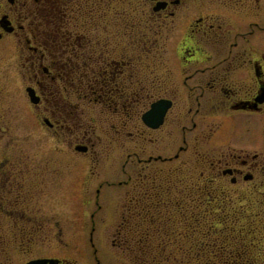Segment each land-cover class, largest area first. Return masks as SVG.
Instances as JSON below:
<instances>
[{
  "label": "flooded vegetation",
  "instance_id": "af4514ba",
  "mask_svg": "<svg viewBox=\"0 0 264 264\" xmlns=\"http://www.w3.org/2000/svg\"><path fill=\"white\" fill-rule=\"evenodd\" d=\"M88 3L94 6L86 9V3H77L72 7L70 0H0V52L4 46L12 48L10 58L0 55V121L7 113L2 109L3 99L9 88L17 84L24 88L27 97V88L33 89L37 97L34 105L46 102L48 114L42 115L43 122L49 128L61 125L62 133L67 135L81 132L69 121L70 92L80 91V99L106 107L126 104L128 111L122 112L132 126L129 134L152 140L151 130L163 131L164 136L156 145L160 151L149 153L145 159L148 163L176 160L180 165L177 168H182L189 166L195 155L194 168L205 165L211 177L145 180L136 186L140 188L137 191L133 180L126 188L116 189L127 197L120 200L125 202H120L113 232L124 236L123 230L133 229L135 223L143 224L160 211L154 208L155 203L135 201V194L178 192L179 198L172 204L180 219L186 218L182 209L186 193L191 196L187 216L193 220L190 234L196 246L192 260L199 264H264V0H140L138 10L152 21L150 25L144 22V27L153 33L158 30L154 31L152 24L164 28L165 48L161 45V52L155 55L146 54L144 39L134 44L138 41L133 35L134 22L131 26H118L113 20L116 15H108L112 11L109 4L101 0ZM103 10L108 11L106 16ZM106 18L109 25L104 27L101 22ZM147 33L141 31L139 35L145 38L150 32ZM117 42L124 44L123 50L114 49ZM130 46L133 49L126 51ZM152 56H163L164 61L151 66ZM152 103L157 104L158 114L164 108L161 121L155 126L142 119V113ZM140 108L137 117L147 129L136 119ZM168 133L181 137L173 156L161 151ZM77 145L85 146L82 152L89 149L85 143ZM203 154L219 156L200 159ZM162 165L158 169L162 170ZM34 168L20 158H5L0 164V198L13 195L11 201L15 203L38 199L39 189L28 186V180L43 173ZM217 181L235 192L247 190L252 198L247 200H251L250 210H244L243 205L248 204L243 199L234 200L237 203L233 204L232 194L222 185L224 211H218L219 217L213 216L215 210L209 202H198L197 198L201 192L209 200L218 197L208 192L211 183ZM161 186L180 189L171 193ZM164 203L166 206L168 202ZM0 205V213L9 214ZM149 206L154 211L147 209ZM33 213L34 209L20 212L23 218ZM22 228L35 232L40 227ZM175 236L180 252L181 242ZM121 240L123 249L134 248L133 238ZM137 242L140 246L142 239ZM117 253L122 257L118 250ZM132 259L133 254L129 253L127 260ZM178 259L167 262L181 264ZM154 261L147 259L143 264H156ZM53 264L74 261L61 258Z\"/></svg>",
  "mask_w": 264,
  "mask_h": 264
},
{
  "label": "rangeland",
  "instance_id": "374dc122",
  "mask_svg": "<svg viewBox=\"0 0 264 264\" xmlns=\"http://www.w3.org/2000/svg\"><path fill=\"white\" fill-rule=\"evenodd\" d=\"M139 1L101 0L103 4H109L112 10L109 13L103 10L104 15L106 16L107 13L116 15L113 20L118 26L124 24L131 26L134 22L133 35L138 40L134 44L144 39L148 48L146 54L149 52L155 55L156 52L159 53V50L161 52V45L165 48L164 28L152 24L154 31L158 30L157 33H153L144 27V22L145 25H150L152 21L138 10L141 9L138 6ZM77 3L78 5L86 3L83 6L86 9L94 6L93 3H88V0H70L72 7L73 5L76 7ZM113 20H111L112 23H115ZM140 20L141 23H138ZM101 23L104 27L109 25L107 18ZM108 29L113 28L109 26ZM141 31L150 33L149 35L147 33L148 36L144 38L139 35ZM115 46L116 50L124 49L122 42H117ZM11 49V46H4L3 53L0 52L2 58H10ZM131 49L133 48L130 46L126 51ZM134 49L137 50V46ZM160 61H164L163 56H152L151 66ZM78 95L77 92L68 95L69 101L75 103L69 121L81 131L78 135L62 133L64 129H61V125L49 128L42 120V115L48 114L44 105L45 101L43 100L38 106L34 105L20 84H17L15 88L10 87L5 98L3 97L2 109L7 113L5 119L0 121V164L7 157L20 158L21 162L32 164L34 169L42 171L43 175L33 176L28 180V186L35 185L34 187L39 189L38 199L32 197L24 203H15L11 201L13 195L9 196V199L0 198L3 210L5 212L6 209L9 210V214L0 213V264H21L30 258L38 257L64 258L74 261V264H80V262L119 264L122 260H124L123 264H143L147 262V259H156V262L154 261L156 264H169L174 259L179 260L178 258H181V264H199L196 260H192L196 254L194 248L196 246L190 234L193 220L187 216L190 210L188 199H191V196L185 193L186 198L183 194L182 209L186 218L178 219L172 204L179 198L178 192L177 195L175 192L176 196L165 191H161L158 196L135 194V201L141 200L143 202L140 201V203L148 205L155 203L156 206L153 207L160 211H156L152 218L146 219L143 224L135 223L133 229L123 230L121 234L125 235L121 236L113 230H115L120 202H125L120 200L126 199L127 196L115 190L126 188L133 180L134 189L137 191L140 188L136 186L143 185L142 181L145 180L207 179L211 177L208 167L199 164L197 168H194L195 155H192V159L190 158V165L182 166V168H177L180 165H177L176 160L165 164L148 163L145 160L148 154L160 151L156 145H159V137L164 136L162 130H151L152 140L139 137L135 133L129 134L128 131L132 130V126L122 112L128 111L126 104L122 106L118 103L116 106L112 103L111 106L106 107L100 102L80 99ZM141 110L142 108L136 112V119L138 124L146 128L137 117ZM180 139V134L168 133L165 138L166 146L161 148L162 153L173 156ZM84 143L89 147L86 152L74 149V145ZM218 154H203L199 157L200 159L213 158L219 156ZM184 156L187 155L184 154ZM160 165L162 170L158 169ZM200 171L203 173H199ZM42 177L44 180H41ZM186 183L189 184V182ZM203 185L209 186V183L204 182ZM211 185L208 187V192L211 191V194L218 197L209 200L206 199L205 192H201L197 200L209 202L210 208L215 210L213 212L216 215L213 214V216L219 217V212L224 211L222 209L225 203L223 204L222 201L225 200V195L222 185L232 194L233 204L237 203H234V200L243 199V202L248 204L247 207L243 205L244 210H250L251 200H247L252 198L247 190L241 189L235 192L219 181ZM159 188L169 190L171 193L174 189H180L167 188V186ZM206 188L204 187V191ZM6 195L8 196V193ZM165 201L168 202L166 206ZM205 205L208 204L205 203ZM150 208L151 206L147 209ZM32 209L35 213L28 218H23L20 214L21 211L30 213ZM151 211L154 210L151 208ZM135 221H141V219H135ZM23 226L26 228L39 226L40 228L32 232L23 229ZM177 229L182 234V238L176 234ZM174 235H176L175 238L178 237V242H181L180 252L175 246ZM120 237L129 241L133 238L134 248L129 251L123 249L124 245ZM138 239H142L141 247L137 245ZM143 249H146L145 252ZM117 250L122 257L119 258ZM129 253L133 254L132 261L127 260Z\"/></svg>",
  "mask_w": 264,
  "mask_h": 264
},
{
  "label": "water",
  "instance_id": "95a60500",
  "mask_svg": "<svg viewBox=\"0 0 264 264\" xmlns=\"http://www.w3.org/2000/svg\"><path fill=\"white\" fill-rule=\"evenodd\" d=\"M28 92H29V95H30V99L32 101H36L37 100V97L34 95V92L32 89H29L28 88ZM150 123V122H149ZM151 125H156L157 122H153V123H150ZM80 149H84L83 147H80ZM46 261H49L50 263H53L54 259H47V258H44V259H38V260H33L27 264H44Z\"/></svg>",
  "mask_w": 264,
  "mask_h": 264
},
{
  "label": "trees",
  "instance_id": "16d2710c",
  "mask_svg": "<svg viewBox=\"0 0 264 264\" xmlns=\"http://www.w3.org/2000/svg\"><path fill=\"white\" fill-rule=\"evenodd\" d=\"M75 92L80 93V91H75ZM70 106H71V112H72L73 111V108H74V105L73 104H70ZM61 107H62V105H61Z\"/></svg>",
  "mask_w": 264,
  "mask_h": 264
}]
</instances>
